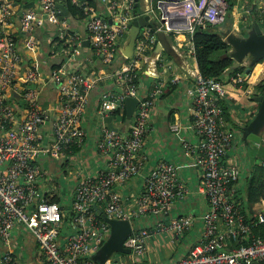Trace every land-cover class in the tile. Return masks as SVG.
<instances>
[{"label": "built area", "instance_id": "built-area-1", "mask_svg": "<svg viewBox=\"0 0 264 264\" xmlns=\"http://www.w3.org/2000/svg\"><path fill=\"white\" fill-rule=\"evenodd\" d=\"M37 1L39 6L36 10L26 11L20 16L19 29L23 34L31 32L36 15L42 14L50 24L59 27L60 37L68 38L67 65H60L45 77L37 70H28L24 77L27 87L18 88L16 81L22 55L12 37L4 36L0 40V240L7 248L0 264L14 262L10 240L16 225L30 232L47 264H97L91 256L97 254L108 240L110 228L106 222L90 214L92 206L100 205L106 219L129 221L132 226V233L123 244L130 254H121L117 258L112 255L104 264H142L141 259L151 238L161 236L175 241L190 228L193 217H170L175 201L188 194V188L178 180L179 165L168 162L155 165L142 177L140 196L123 197L118 191L132 178L140 176L143 170L139 153L149 130L153 106L163 94L164 87L158 81L143 99L138 95L139 87L132 82L142 74L146 51L155 44L154 33L161 30L184 35L178 48L192 63V77L188 78L173 68L171 62L160 58L154 60L157 70L169 73L172 84L190 81L187 89L193 102L194 119L186 129L200 140L196 143L186 141L178 126L171 129L185 151L184 155L194 157L189 166L201 169L202 179L197 192L208 202V209L201 217L200 243L188 257L171 264H264V236L251 234L250 226L232 201L234 189L230 186L238 181L239 170L232 164L223 165L220 160L235 140L222 106L236 99L227 91L225 84L206 78L197 71L192 43L197 28L217 27L225 22L226 1L157 0V4H161L159 20L163 24L153 32L151 29L143 30L145 32L142 31L136 40L132 57L114 73L102 75L101 78L112 81L116 91L100 94L97 118L103 120L123 109L127 98L137 99L138 104L128 136L107 129L102 122L101 134L96 136L94 143L101 166L94 178L87 176L78 183L75 200L71 204L75 216L66 235L61 231L64 216L59 206L44 200L39 190L46 173L37 160H58L73 147L79 151L84 148L87 132L81 127V121L90 95L101 78L72 70L70 63L80 57L84 38L71 32L67 22L59 18L55 0ZM99 2L106 7L111 20L93 15L82 0H70L71 5L88 17L86 42L104 64H109L117 55L119 41L127 35L135 17L133 0ZM11 11L12 1L0 0L2 26L9 20ZM182 36L175 38L177 43ZM24 46L26 50H32L35 42L27 38ZM47 81L55 85L59 107L58 114L50 123L51 137L45 141L40 129L47 118L39 105V86L43 87ZM245 83L246 77L241 73L227 78L228 86L242 90V94L248 97L250 90L243 88ZM12 95L22 98V107L13 104ZM235 113L234 109L230 110V114ZM233 118L236 125L239 120L235 115ZM144 217H159L161 220L151 228H136L134 223ZM259 221L264 222V217L260 215Z\"/></svg>", "mask_w": 264, "mask_h": 264}, {"label": "crops", "instance_id": "crops-1", "mask_svg": "<svg viewBox=\"0 0 264 264\" xmlns=\"http://www.w3.org/2000/svg\"><path fill=\"white\" fill-rule=\"evenodd\" d=\"M12 11L9 20L5 25L0 23V40L4 36L12 37L17 48L22 55V61L20 65V71L18 80L16 81V87L25 89L24 77L28 70H37L43 77L48 75L51 71V66L56 63L60 65H67V49L69 43L59 45L58 41L63 38L60 37V29L58 26L50 24L42 14L36 15L33 29L31 32L23 34L19 29L20 16L29 10H36L39 6L37 0H11ZM86 3L90 12L97 17H105L111 20V15L107 12L106 7L99 2V0H82ZM29 9H25V5H32ZM153 3L157 5V0H139L140 6H150ZM64 5V3H62ZM69 5L70 0H69ZM258 7L264 8V0H236L235 5L232 8L230 16L225 18V22L221 26L213 27V31L222 36L227 32L234 33L238 36L245 37L251 28V19H255L259 22L261 14ZM66 16L64 21L69 25V30L75 32L84 38L80 57L70 63L72 70L83 73L89 77H96L100 79L102 75L114 73L119 68V65L108 66L104 64L100 57H98L92 47L87 43V23L88 17L83 18L71 15L69 7L65 8ZM255 9V12H253ZM58 10V9H57ZM20 13V15H19ZM59 13V10H58ZM263 18V15H262ZM264 19V18H263ZM262 31L264 32V25L260 24ZM158 28V27H157ZM155 28V30L157 29ZM154 30V29H153ZM153 30L151 32H153ZM145 32V31H143ZM128 35V33H127ZM127 35L119 41L118 52L115 57L120 58L124 62L128 58L124 57ZM183 34H173L169 31L161 30L154 33L155 44L152 45V49L146 51V65L140 75V92L141 94H148L153 86L159 81L162 83L164 90L163 94L157 98L155 107L152 112V116L149 120L150 130L144 140V145L140 150L139 156L143 162V171L140 176L136 177L132 181L128 182L121 192L125 197H137L142 189V177L143 175L155 165L159 163H173L176 165L185 166L178 172V176L181 180L185 181L188 188V194L182 200H176L171 210L170 217H179L183 215L194 216L193 227L191 232L178 241H169L167 237H153L149 240L145 255L141 259L142 264H169L174 263L175 246L179 244L184 250H186L191 243L199 241L202 231V215L208 209L207 200L197 192L198 185L201 182V171L199 168L187 167L193 159L185 157L183 149L177 140V137L172 131V126L176 125L181 129V136L187 141L192 143L199 142V138H196L194 134L186 127H188L194 119L193 115V102L188 96V87H190V81L183 80L178 84H172L170 82V75L162 69L157 70L155 63L156 58L163 59L164 61L171 62L173 68L179 70L183 75L188 78L192 77V63L184 58V52L178 48V44L183 42ZM177 36L178 43L176 41ZM30 38L35 42V47L32 50H26L24 41ZM224 40V38H223ZM225 41V40H224ZM84 45V46H83ZM53 55H52V54ZM114 59L112 60V62ZM119 60L113 63H118ZM123 62V63H124ZM111 63V62H110ZM122 63V64H123ZM121 64V65H122ZM70 67H68L70 69ZM153 72V73H149ZM153 74V75H152ZM228 74L223 75L222 83L226 85L227 91L236 100H230L226 103L229 110L234 109L236 113L240 112V103L244 105L243 112L246 114H255L257 111V104L255 98L261 94V83L264 81V61L255 65L251 71L247 74L246 83L243 88H249L250 94L248 97L242 94V90L233 88L231 85H227ZM39 105L46 120L44 126L40 129L41 135L43 134L44 140H49L50 135V123L54 120L58 114V99L57 91L52 82L47 81L42 87L39 86ZM104 91H116V87L113 86L112 81L108 78H101L97 87L90 95L87 109L82 117L81 127L87 132L85 138V147L78 151L76 154H65L58 160H51L41 158L37 160V164L44 170L46 177L39 184V190L42 192L45 199L52 197H59L63 200V205L66 209L70 208L69 200L72 196L73 190L77 182L88 176V174L95 173L100 168V161L96 157L94 143L98 128L101 127L99 118H97V106L100 94ZM13 104L21 106L22 98L19 95H15ZM235 113V114H236ZM231 115V116H230ZM229 118L233 121V115L230 114ZM234 123V122H232ZM103 126V125H102ZM231 126V125H230ZM240 128L235 130V140L233 148L230 153L236 149V138L240 137L243 150H259L262 146L248 142V145L244 143L240 135ZM198 139V140H196ZM226 155V163L230 161H236L231 158V155ZM239 158V157H238ZM249 158L242 159L244 162ZM257 166H263L262 160H259ZM263 163V164H262ZM239 164V163H238ZM251 163L247 162L243 169L237 166L240 172V177L236 185H234V203L243 210L241 214L246 218H249L251 214L264 217V198H259L254 203L250 204L245 200L247 179L251 177L249 171ZM68 167H72L73 171H68ZM75 167V169H74ZM133 201L131 198L130 205ZM254 216V217H255ZM156 222L153 218L144 217L137 220L134 224L136 228H151ZM221 228V225H220ZM194 236H193V235ZM190 235V238H189ZM188 238L189 241L186 239ZM198 239V240H197ZM175 242V243H174ZM183 244V245H181ZM11 256L13 257V264H47L44 256L38 249L35 239L25 228L20 225H16L11 233ZM7 248L0 240V260L6 253ZM174 260V261H173Z\"/></svg>", "mask_w": 264, "mask_h": 264}, {"label": "trees", "instance_id": "trees-1", "mask_svg": "<svg viewBox=\"0 0 264 264\" xmlns=\"http://www.w3.org/2000/svg\"><path fill=\"white\" fill-rule=\"evenodd\" d=\"M225 1L227 3L226 17L228 18V16H230V13L232 11L233 6L236 3V0H225ZM69 11H70L71 15H73V16H77V17H80V18L85 17V14L83 13V11L81 9L75 7L74 5H69ZM253 12H255V9H253ZM213 29L214 28L211 27V26H206L203 29L202 28H197L196 31L194 32L193 36H192V43H193L194 49H195V56H196L195 60H196L197 71L202 76H204L206 78L214 79V80L220 81V82L222 81L223 75H225V74L226 75L228 74V76H231V75H235V74L241 73V74H243L247 78V74H245L246 68L244 66H240L238 68L231 69L232 68V65H233V61L228 56L229 46L223 40L222 36H220L217 33H215L213 31ZM58 42H59V45H63V44L68 43L69 41H68V38L67 37H64L61 41H58ZM67 47L68 46L66 45V48ZM123 62H124L123 60H119L118 63H113L111 61V63H109L108 66H112V68H113L115 64L120 66ZM57 68H59V64L58 63H56L55 65L53 64L51 66V70L50 71L56 70ZM74 71H76V70H74ZM78 73H80V72H78ZM140 75H141V73L134 79V82H132L133 84H135V86H138L139 87V90H140V81H141ZM260 88H261V93H262V91L264 90V88L261 87V86H260ZM118 92H120V91H118ZM138 95L141 98L145 99V97L148 94H141V92L139 91V94ZM12 98H13L12 101L14 102V99H16L15 96L12 95ZM22 106H23V104H21V107ZM154 107H155V104L153 106V109H154ZM222 107L224 109V118H225L226 122L231 125L234 133H235V130H237V128H238V130H239V128L241 130L242 127L246 126L248 124V122L251 120V118L255 115V114H253L251 117H249V116L248 117H245V118L243 117L242 120H240L239 113L234 114L235 117L239 120V123H240V125L236 126L234 123H232V122H234L235 119L232 118L233 121H231V118H229L230 110L228 109V107L226 106V104H223ZM97 108H98V106H97ZM135 112H136V108H135V110H134L131 118L129 119V124H128L127 127L125 126V122H126V119H127V117H126V111H125V106H124L123 109H121V110L118 109L115 112H113V113L110 114V118H112V120H111L112 126H113V128H115V130H116L117 133H119V134H121L123 136H128L129 135V133H130L129 126H130V124L132 123V121L134 119L133 115L135 114ZM152 112H153V110H152ZM151 116H152V113H151L150 117ZM150 117H149V120H150ZM99 122H103V120L99 119ZM103 123H101V126L103 125ZM149 124H148V127H149V130H150ZM104 125H105V127L107 129H110L106 123H104ZM100 130H101V128L99 127L96 136H99L101 134V131ZM112 130H114V129H112ZM149 130H148V133H149ZM192 134H194V133L192 132ZM194 136L196 138H199L195 134H194ZM260 137L261 138H260L259 144L260 145L262 144L263 147H261L259 149L261 151L258 152L259 153L258 155L260 156V160H262V162L264 163V136H263V132L261 133V136ZM196 140H198V139H196ZM199 140H200V138H199ZM243 141L247 145H248V142H250V141H245V140H243ZM95 142H96V139H95ZM250 143H252V142H250ZM143 145H144V142H143ZM232 148H233V145L230 146L229 149L225 151V155L224 156H221V159L220 160H221V163L223 165H228V163H226V158L225 157H226L227 154L230 153V151L232 150ZM79 150L80 149H77V148L73 147L69 151L65 152V154L71 153L73 155V154L78 153ZM83 152H84V148H83L82 153ZM183 152H185V151L183 150ZM79 153H80V151H79ZM95 153H96V157L99 159V154L96 151V149H95ZM185 157L194 160V157L192 155H189V156H186L185 155ZM51 160H53V159H51ZM191 163L189 165H191ZM189 165L187 167H190ZM179 166L181 167L180 170L185 167V166H182V165H179ZM151 169H149L144 175H147L148 172ZM180 170H178V172H180ZM200 171H201V169H200ZM249 171L251 173V177L249 179H247V188L245 190L246 191V195L244 197H245V200L246 201H248L250 204H252L256 200H258L259 198H264V165L263 166H257V165H254L253 166V165H251L250 168H249ZM96 175H97V171L95 173L88 174V176H90L91 178H94ZM239 177H240V172H239ZM85 178H87V177H85ZM82 179H84V178H82ZM82 179H80L77 182V184L75 185V187H74L72 196H71V198L69 200L70 208L66 209L64 207L63 203H62L63 200H61L57 196L52 197L50 199H45V200H47V202H49L51 204H56V205L59 206V208H60V210H61V212H62V214L64 216L63 221H62V233L65 234V235L68 234L69 231L71 230V223H72L73 217L75 216L74 212L71 209V204L75 200V197L74 196L76 195L77 185H78V183ZM133 179H135V178H132L130 181H132ZM178 180L180 182L184 183V185L187 188H189L186 185L185 181L181 180L179 176H178ZM130 181H128V182H130ZM237 182H235L234 184H232L230 186V188H234V185H236ZM122 188H119L118 191L120 192L121 196L125 197L122 194V192H121V189ZM142 190L143 189H141V192L137 196H140V194L142 193ZM41 194H42V192H41ZM42 197L44 198L43 194H42ZM232 201L234 203V197L232 198ZM243 210H241V211L244 213ZM89 212L97 220L102 221V222H105V220H104V218H105V216H104V209L100 205H98V206H92L89 209ZM187 216L195 218L192 215H183V216H179L178 218H183V217L186 218ZM254 216L255 215L251 214V216L249 218H246V223L250 226L251 234L254 237H263L264 236V222L260 223L259 216H257V217L256 216L254 217ZM152 218H153V220L155 222H159L161 220L159 217H152ZM173 218H177V217H173ZM193 223H192V225L190 226L189 229L183 231L182 235L179 236V238H183V237L187 236L191 232L190 230L193 227ZM179 238H178V241L180 240ZM189 238H190V235H189ZM186 239L189 241L188 238H186ZM201 239H202V231H201V234H200L199 241H197L196 243H191L192 245H190L186 250L182 251L184 248L182 246H179V244L176 245L175 246L176 247L175 248V256H176V259H175V261L174 260L173 261L176 262V261H179V260H181L183 258L188 257L190 255L191 251L193 250V248L200 243ZM181 245H183V244H181ZM169 264H171V263H169Z\"/></svg>", "mask_w": 264, "mask_h": 264}, {"label": "water", "instance_id": "water-1", "mask_svg": "<svg viewBox=\"0 0 264 264\" xmlns=\"http://www.w3.org/2000/svg\"><path fill=\"white\" fill-rule=\"evenodd\" d=\"M62 3H64V5ZM33 6L34 3H32V5H25L24 8L29 9ZM66 6L68 9L69 0H55V8L59 10L58 15L60 19H64L66 16ZM161 10L160 3L156 6H154L153 3H151L150 6L148 4L147 6H140L139 0H133V14L135 17L130 23V29L127 35L124 52L125 58L130 59L132 57L136 40L143 30H152L163 24V22L159 20ZM109 22L111 23V21ZM223 38L229 46L228 56L233 61L231 69L246 64L245 74H248L255 65L264 61V32L260 27V22H257L255 19H251V28L245 37L238 36L229 31L223 34ZM84 45L87 46L88 43H84ZM117 60L121 59L115 57L113 62H116ZM261 87L264 88V81L261 83ZM254 101L258 107L257 111L248 124L242 127L240 135L242 140L258 144L260 142L261 133L264 130V90ZM137 104V99L127 98L125 100L127 117L125 122L126 127L129 124V119L137 107ZM111 120L112 118L106 117L103 119V122L106 123L110 129L115 130L112 126ZM104 220L109 225L110 235L100 251L91 256V259L97 264H104V262L114 253H120L123 255L130 254V251L123 247L124 242L132 233V226L129 221L109 220L106 218H104Z\"/></svg>", "mask_w": 264, "mask_h": 264}, {"label": "rangeland", "instance_id": "rangeland-1", "mask_svg": "<svg viewBox=\"0 0 264 264\" xmlns=\"http://www.w3.org/2000/svg\"><path fill=\"white\" fill-rule=\"evenodd\" d=\"M246 66V64H244ZM240 112H239V115H240V118H243V117H246V113L243 112V108H244V105L242 103H240ZM253 115V113H252ZM251 114H249V117L252 116ZM239 123V121L237 122V124ZM236 124V126H237ZM236 142H235V146H236V149L233 150L230 155H231V158H233V160H236L235 162L234 161H230L229 164H232V165H235V166H240V169H243L244 168V165L245 163L249 162L251 163L250 165H258L260 162V156L258 155L261 150H257V149H254V150H243L242 147L243 145L241 144V139L240 137L236 138ZM239 157V158H238ZM245 157L249 158L247 161H243L242 159H244ZM238 161V162H237ZM239 163V164H238ZM75 169V167H74ZM68 171H73V168L72 167H68ZM62 231V230H61ZM121 256L120 253H114L113 254V257L114 258H117ZM125 258V257H124Z\"/></svg>", "mask_w": 264, "mask_h": 264}, {"label": "flooded vegetation", "instance_id": "flooded-vegetation-1", "mask_svg": "<svg viewBox=\"0 0 264 264\" xmlns=\"http://www.w3.org/2000/svg\"><path fill=\"white\" fill-rule=\"evenodd\" d=\"M258 9L260 10L259 13L261 14L259 22H260V24L264 25V19H263L264 18V8L258 7ZM262 15H263V18H262Z\"/></svg>", "mask_w": 264, "mask_h": 264}, {"label": "clouds", "instance_id": "clouds-1", "mask_svg": "<svg viewBox=\"0 0 264 264\" xmlns=\"http://www.w3.org/2000/svg\"><path fill=\"white\" fill-rule=\"evenodd\" d=\"M242 66H244V67L246 68V66H245V65H242Z\"/></svg>", "mask_w": 264, "mask_h": 264}]
</instances>
